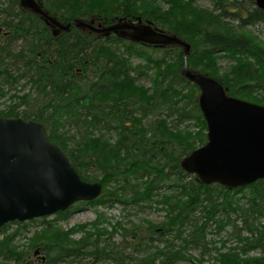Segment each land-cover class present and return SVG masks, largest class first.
Instances as JSON below:
<instances>
[{"label": "trees", "instance_id": "16d2710c", "mask_svg": "<svg viewBox=\"0 0 264 264\" xmlns=\"http://www.w3.org/2000/svg\"><path fill=\"white\" fill-rule=\"evenodd\" d=\"M42 1L47 10L54 15H58L57 6L74 3V0ZM81 1V6L78 4L70 17H89L96 14L110 20L116 16H136L143 13L145 17L153 16L140 11L138 2L143 0ZM193 1L189 0L190 3ZM171 3L180 6L184 0H172ZM169 16L172 17V13ZM229 16L241 17L239 13ZM241 18L244 26L251 22L264 21V11L255 9L250 11L247 17ZM162 19L157 16L153 20L163 29L184 33L182 27L166 23ZM0 29L8 32L0 46V89L3 85L13 87L21 82L26 86L31 85L34 89L33 92L16 96L20 104L26 108L23 111L8 110L6 112L8 116H19L54 126L59 113L61 118L75 125L78 133L73 138L78 139L74 146L70 147L69 144L71 153L67 155L83 180L89 182L96 180L88 174L89 171H101L103 177L108 175L114 177L112 179L115 185L111 188L110 182L106 185V182L101 181L105 185L104 193L96 202L110 201L112 204H122L126 207L142 206V202L155 201L156 204L166 207L167 214L162 224L155 225L148 221L145 228L136 226L126 231V244L132 243L135 239L139 241L138 247L146 246L147 250L151 248L154 240L174 243L175 238H180L187 244H199L207 225L215 219L217 213H222L226 217L221 216L223 219L221 225L232 224L234 230L237 229L236 234L239 236L242 254L241 256L222 255L218 264H264V254L259 257L242 258V255H247L251 250L264 248V223L261 220L258 223L255 221V216L264 219V209L261 205L264 202V180L250 186L254 190L249 207L245 209L233 198V195L241 192L242 188L229 190L218 184L203 185L180 170L179 161L190 154L196 146L189 139L173 138L168 133L171 128L164 117L168 110L165 107L169 104L168 93L174 89L173 83L177 80L181 82L186 80L181 75L184 65L181 52L170 65L172 69L170 74L174 80L167 87H164V82L169 73L158 81L151 96L140 98L135 95L123 97L116 95L115 97L112 79L119 70L118 66H122L123 71L128 72L127 64L112 63L110 57L101 56L103 54L100 50L101 45L94 43V38L79 32L80 30L53 37L38 15L25 13L20 8L19 0H8L5 8L0 5ZM124 45L140 55L147 54L149 64L157 62L144 47L126 42ZM192 45L189 59L192 68H196L197 58L207 57L212 61L218 54L230 50H243V53L255 57L262 68L255 79H232L229 75L217 76L214 73H207L206 68L202 70L229 87L231 95L240 97L254 91L264 92V49L260 46L244 37L210 30L194 40ZM165 52L168 53V50ZM156 65L161 66L159 62ZM189 85L192 86L189 99L200 110L199 90L196 85ZM181 116L192 115L183 111ZM197 119L203 120L202 115L200 114ZM203 127L206 128L205 122ZM96 129H100L101 132L116 131L118 134L116 145L109 149L111 154L122 156L116 164L107 162L103 155L92 151L90 142ZM199 136L200 142H205L204 134ZM49 139L65 150L66 143L56 142L57 139L53 138L51 132ZM169 166L170 171H168ZM165 186H168L167 190L163 189ZM198 209L205 212L206 216L197 218L195 212ZM66 214L67 212H59L57 217ZM231 214H239L238 219L233 220ZM202 219L205 221L201 223ZM188 223L191 224V230L186 234L185 227ZM243 233L248 235L244 237ZM86 238L78 243L64 245H60L55 240L48 241L44 246L47 252L46 262L83 264V258L87 255L94 256L95 260L110 259L118 264H158V261L159 264H176L185 258L182 255L183 250L176 249L173 244L156 248L154 255L149 258L146 256L135 258L128 253L124 254L121 250L113 249L110 245L100 246L97 242L91 245L94 249L87 252L86 245L89 244L86 243ZM63 239L66 240V236ZM10 258L14 259V257ZM19 260L18 257L14 259L17 263H20ZM23 264L34 263L27 261Z\"/></svg>", "mask_w": 264, "mask_h": 264}, {"label": "rangeland", "instance_id": "374dc122", "mask_svg": "<svg viewBox=\"0 0 264 264\" xmlns=\"http://www.w3.org/2000/svg\"><path fill=\"white\" fill-rule=\"evenodd\" d=\"M81 0H74L73 4L59 5V11L64 16H70L78 4L81 6ZM172 0H143L140 4V11L152 14L153 16L145 17V19L153 20L155 17L163 18L162 21L166 23H173L178 27L183 28V34H179L189 42H193L202 36L207 30L217 31L225 35L244 37L264 49V21L251 22V24H241V17H247L248 12L254 10L257 6L255 0H194L192 3L189 0H184V3L178 6L171 3ZM8 0H0V5L5 7ZM220 2L222 5H218ZM5 3V4H2ZM84 8V7H82ZM57 9V8H56ZM225 10L228 12L225 13ZM51 12V11H50ZM49 12V13H50ZM172 13V17L169 15ZM229 12L236 14L239 12L240 18L229 16ZM52 15H54L51 12ZM58 16V15H54ZM138 16V15H137ZM76 18V17H74ZM63 20L62 18H60ZM42 20V19H41ZM89 20V19H88ZM160 20V19H159ZM156 24V23H155ZM187 24V25H186ZM157 25V24H156ZM161 27L159 24L157 25ZM162 28V27H161ZM168 30V29H167ZM170 31V30H168ZM172 32V31H170ZM6 34V32H5ZM59 37V36H58ZM3 39L0 36V46ZM20 45V43H18ZM147 49V48H146ZM148 54H151L157 62L149 64L145 58L147 54L141 56L139 53H134L126 58H121L118 54H111L112 58L116 61L127 64V71H123L122 66H118L119 70L116 71V76L112 79L115 94L113 96L123 97L126 95H135L140 98H146L156 88V84L160 79H164L169 73L164 82V87H167L173 81V76L170 74L172 70L170 65L175 62L176 55L180 50H173L166 53L164 51H154L148 48ZM161 61V62H160ZM195 67L192 68L198 71L207 70V73H214L217 76L229 75L232 79H255L262 69L259 61L250 55L243 53L222 52L215 56L212 61L207 57H200L195 59ZM161 66H157V63ZM166 62V64H165ZM118 64V63H117ZM122 68V69H120ZM177 80L173 83L174 89L168 93L167 114L164 118L168 122L171 129L168 133L175 139H189L195 146H202L205 142L201 143L198 139L199 135L206 133L202 125L196 120L200 116L198 110L192 101L189 99V93L192 89L187 85L181 84ZM33 87L21 82L18 86L3 85L0 89V116H4L8 110L17 109L23 111L26 107L20 104L19 98L29 92H33ZM117 95V96H116ZM243 99L249 100L252 103L264 105V92L254 91L249 94L241 95ZM183 111L190 113L192 117L181 116ZM18 112V111H17ZM59 117L54 126H46L53 135L56 142L61 141L66 143L64 148L67 154L71 153V146L76 144L74 135L77 136L78 130L71 122L66 121L65 118ZM196 117V118H195ZM192 118V119H191ZM97 130V131H96ZM94 136L91 139L90 147L93 152L103 155L104 159L109 163L116 164L122 159L115 153L111 154L109 149L118 141V134H111L109 136H101L100 129H96ZM200 137V136H199ZM62 143V144H63ZM70 144V147H69ZM116 155V156H114ZM101 171H89L88 174L96 179L94 182L104 181L110 182V188L115 185L114 177L108 175L103 177ZM105 183V184H106ZM108 185V183L106 184ZM105 186V185H104ZM253 188H244L237 195L234 194L233 198L238 200L242 208H248L250 197L253 193ZM142 206L132 205L123 206L122 204H112L107 201L94 204L78 203L76 204L66 216L57 217V214L34 219L25 223L12 222L7 224L3 229H0V264H23L24 262L31 261L34 264H51L44 263L43 258L47 257V252L44 250L48 241L55 240L60 245L74 244L86 238L87 252L93 250L91 246L97 242L100 246L110 245L113 249L121 250L124 254L134 256L135 258L152 257L156 248H164L167 244H173L176 249H182V255L185 258L178 261L176 264H218L222 255H238L241 256V244L239 243V236L236 234L237 229L230 225H221L223 220L222 213H217L215 219L211 221L201 235L204 236L198 242L199 244H187L183 239L173 238L176 242L166 243L164 241H153L151 248L139 246L134 249L132 246L138 245L139 241L133 239L130 247L128 248L125 243V232L134 229L136 226L146 227L147 222L150 221L155 225H160L164 222L166 217L165 206L142 202ZM264 209V202L261 203ZM195 215L198 217L206 216V213L201 209L196 210ZM239 215V214H238ZM237 214H231L232 219H238ZM264 223V219L255 216V221ZM205 221L202 219L201 223ZM218 221V223L216 222ZM185 232L191 230V224H186ZM244 237L248 234L243 233ZM66 236V240L63 237ZM158 237V236H155ZM95 244V243H94ZM129 246V245H128ZM264 254L263 249H255L248 252L244 257H259ZM10 257H18L17 263ZM187 257V258H186ZM25 258L27 260H25ZM92 255H87L83 259V264H118L109 259L95 260ZM190 259V260H188ZM25 260V261H24ZM160 261L157 263L159 264ZM68 264V263H59ZM75 264H78L75 263Z\"/></svg>", "mask_w": 264, "mask_h": 264}, {"label": "water", "instance_id": "95a60500", "mask_svg": "<svg viewBox=\"0 0 264 264\" xmlns=\"http://www.w3.org/2000/svg\"><path fill=\"white\" fill-rule=\"evenodd\" d=\"M20 2L48 23L69 29L44 11L38 0ZM257 4L264 8V0H257ZM75 23L91 29L79 19ZM100 27L95 30L107 34L121 31L135 41L185 47L184 74L202 90L200 107L209 131L208 143L183 160L188 173L197 174L205 184L217 182L230 188L264 179V105L228 97L217 80L191 72L187 62L191 46L177 36L155 30L150 23L143 24L140 18L138 24L121 21ZM101 192L99 183L81 179L62 149L48 140L41 123L0 117V228L11 221L65 211L76 202L95 200Z\"/></svg>", "mask_w": 264, "mask_h": 264}, {"label": "bare ground", "instance_id": "6f19581e", "mask_svg": "<svg viewBox=\"0 0 264 264\" xmlns=\"http://www.w3.org/2000/svg\"><path fill=\"white\" fill-rule=\"evenodd\" d=\"M21 0H19V5H20V8H22V10L26 13V12H31V13H33L34 15H38L39 17H40V19H42V21H43V23L45 24V26L48 28V30L51 32V35L53 36V37H58V36H61V35H63V34H65V33H70L71 31H73V30H80L79 32H82V33H85V34H87L89 37H91V38H94L95 39V42L94 43H99V45H101V47H100V50L102 51V55L101 56H104V57H106V56H108V58L109 59H111V61H113L112 63H122L123 61H121V62H118V61H116L115 60V58H112V56H111V54L113 53L114 55L115 54H118V56H120L121 58H126V57H128V55H129V57L128 58H130V56L131 55H134V53H137L138 54V52L137 51H135V50H132L131 48H127L125 45H124V43L126 42L127 44L128 43H132V44H137V45H139V46H141V47H144L145 49L147 48H151V49H153V52L154 51H164L165 52V50H168V53L169 52H172L173 50H180L181 51V53H182V55H183V59H184V65H183V67H182V69H181V75L186 79L185 81H182L181 82V84H184V85H187L188 87H190V88H192V86L191 85H189V84H194V85H196L197 86V88H198V90H199V94H198V106H199V109H200V113H201V115H202V118H203V120H199V119H196L198 122H199V124H201L202 125V127H203V125H204V122H205V126H206V128H204V130H206V133H203L204 134V138L206 139L205 140V144L204 145H202V146H196L195 147V149L190 153V154H192L195 150H197V149H199V148H201V147H203V146H205L207 143H208V141H209V138H208V122H207V120H206V118H205V116H204V113L202 112V109H201V107H200V95H201V88H200V86L198 85V83L197 82H195V81H192L190 78H188L185 74H184V68H185V64H186V59H185V47L184 46H182V45H178V44H174V45H162V44H155V43H153V44H150V43H146V42H142V41H135V40H132L129 36H125V35H123L122 33H121V31L120 32H114V31H111L109 34H107V33H103V32H98V31H96L95 30V28H98L99 27V25H101V27L100 28H107V27H110V26H113V25H116V24H119L121 21L124 23V22H134V23H136V24H138L139 23V18L141 19V22L143 23V24H151L152 25V27L155 29V30H157V31H159V32H164V33H166V34H168V35H172V36H177L178 38H180L182 41H184L185 43H187V44H189L190 46H191V49H190V52H189V55H188V57H187V62H188V65H189V69H190V71L191 72H193V73H198V74H202V75H206V76H209V77H211V78H213V79H215V80H217L223 87H224V89H225V91H226V95L228 96V97H232V98H236V99H241V100H245V101H248V102H251V101H249V100H246V99H243V98H241V97H239V96H235V95H231L230 94V92H229V87H227V86H225L223 83H222V81H220L219 79H217L216 77H214V76H212V75H209V74H207V73H204V72H202V71H198V70H194V69H192V67L190 66V63H189V59H190V56H191V53H192V48H193V45H192V43L191 42H189L187 39H185L184 37H182L181 35H179V34H175L174 32H170V31H168V30H166V29H163V28H161V27H159V26H157L156 24H155V22L154 21H152V20H150V19H145V18H143L142 16H140V15H136V16H116L115 18H112V19H108V18H104V17H101V16H99V15H96V14H92V15H90L89 17H76V18H72V17H70V16H64V15H62V14H60V13H58V16H53V15H51V14H49L50 16H52V18L54 19V20H56L58 23H60L61 25H62V27H68L69 29L68 30H65L64 28L62 29V28H60V26H58V25H56V24H54V23H52V22H47L46 21V19L45 18H41V16L39 15V14H37L34 10H32L31 8H28V7H24L22 4H21V2H20ZM39 1V3H40V5L43 7V10L44 11H46V12H48L49 13V11L47 10V8L45 7V3L42 1V0H38ZM238 0H234V2H237ZM244 1H247V0H244ZM141 2L139 1L138 2V4H140ZM254 3L256 4V8L255 9H257V10H259V11H264V8H261L258 4H257V0H255L254 1ZM218 5H222L220 2H218L217 3ZM5 8V7H4ZM46 8V9H45ZM254 9V10H255ZM253 11V10H252ZM228 11L227 10H225V13L223 14V15H225L226 13H227ZM239 12H236V14H238ZM229 14H233V13H230L229 12ZM248 14H249V12H248ZM247 14V15H248ZM228 17H229V15H228ZM60 18H62L63 20H61ZM237 18V17H236ZM235 18V19H236ZM240 18V17H239ZM245 18V17H244ZM77 19H79V20H81L82 22H84V23H87V24H89L90 26H91V29L88 27H85V26H79V25H77L76 23H75V20H77ZM89 19V20H88ZM92 21H94V23L92 22ZM257 22V21H256ZM242 24H244L243 22H241V24L240 25H242ZM246 25H248V24H246ZM244 26V25H243ZM92 27H93V29H92ZM61 30H63L61 33H60V31ZM0 34H1V37H2V39H3V41H4V39H5V37H6V35L8 34V32H6V31H4V30H2V29H0ZM58 31H59V33H58ZM127 31L129 32V34L130 33H133V29H127ZM5 32H6V34H5ZM56 32H57V34H56ZM214 32V31H213ZM125 41V42H123V41ZM138 49V48H137ZM146 49V50H147ZM134 51V52H133ZM229 52H232V53H243V50H239V51H233V50H230ZM224 53V52H223ZM140 54V53H139ZM221 54V53H220ZM243 54H245V53H243ZM141 56H143L142 54H141ZM153 58V60H155L154 59V57H152ZM145 60H146V62L147 63H150L149 61H148V59L147 58H145ZM161 62V61H160ZM161 64V63H160ZM165 64H166V62H165ZM174 80V79H173ZM176 82V81H175ZM178 82H180V81H178ZM112 83V82H111ZM189 83V84H188ZM154 91H155V89H154ZM154 92H152V94H153ZM152 94H150L149 96H151ZM255 104H258V103H255ZM259 105H261V104H259ZM157 114H159V113H157ZM155 115H156V113H155ZM1 118H4V119H7V120H11V119H22L23 121H26V122H30V121H34V120H26V119H24L23 117H19V116H17V117H13V116H8V114L7 113H4V116H0ZM190 118V117H192V116H187V118ZM196 118V117H195ZM155 120H156V118H154ZM192 119V118H191ZM166 121V120H165ZM204 121V122H203ZM35 122H38V121H35ZM167 122V121H166ZM40 123V122H39ZM42 124V123H41ZM167 124H168V122H167ZM43 126H44V128L46 129V131H47V136H48V140L51 142V143H53V144H55V145H57L58 147H60L57 143H55V142H52L50 139H49V132H48V128H47V126L46 125H44V124H42ZM116 133V131H102L101 133H100V135L102 136H109V135H111V134H115ZM94 136H96V134H94ZM116 143L117 142H115L111 147L113 148L115 145H116ZM61 148V147H60ZM62 149V151L66 154V156L68 157V155H67V153L63 150V148H61ZM190 154H188V155H186V156H184L180 161H179V166H180V170L181 171H183V172H185V173H187L188 175H190V176H192V177H194L195 178V180L197 181V182H199V183H201V184H203V185H214V184H218V185H220V186H222V187H225V188H227V189H229V190H237V189H239V188H242V189H244V188H249L250 186H252L253 184H255V183H257L258 181H260V180H264V179H259V180H257L256 182H254V183H251V184H248V185H246V186H239V187H236V188H230V187H227V186H225V185H222V184H220V183H217V182H214V183H212V184H205V183H203L202 181H200L199 179H198V175L197 174H192V173H188L184 168H183V165H182V162H183V160L185 159V158H187ZM114 156H116V155H114ZM68 159H69V157H68ZM69 161H70V159H69ZM70 163H71V161H70ZM72 164V163H71ZM73 166V165H72ZM74 167V166H73ZM75 168V167H74ZM76 169V168H75ZM170 169H171V167L169 166V168H168V171H170ZM77 170V169H76ZM78 172V171H77ZM78 174H79V172H78ZM80 175V174H79ZM80 177H81V175H80ZM81 179L83 180V178L81 177ZM83 181H85V180H83ZM85 182H87V183H91V184H95V183H99L101 186H102V192H101V194L95 199V200H92V201H79V202H76L75 204H73V205H71L68 209H66L65 211H59V212H69L76 204H78V203H86V204H94V203H98V202H96L98 199H100L101 197H102V195H103V193H104V185H103V183L101 182V181H99V182H89V181H85ZM167 188H168V186H165L163 189L164 190H167ZM251 188V187H250ZM149 202H151V201H149ZM109 203H112V202H110L109 201ZM152 203H155V201L154 202H152ZM156 204V203H155ZM59 212H57V213H55V214H58ZM55 214H52V215H55ZM52 215H47V216H43V217H49V216H52ZM39 218H42V217H39ZM34 219H38V218H33V219H28V220H25V221H11V222H9V223H12V222H18V223H25V222H28V221H32V220H34ZM9 223H7V224H9ZM7 224H5V225H3L0 229H4L6 226H8ZM127 245V247L129 248L130 247V245H131V243H129V244H126ZM129 245V246H128ZM132 247H134V249H137L138 248V246L136 245V246H132ZM245 256V255H244ZM110 260V259H109ZM43 261H44V263L46 262V257H44L43 258ZM113 261V260H112ZM115 262V261H114Z\"/></svg>", "mask_w": 264, "mask_h": 264}]
</instances>
